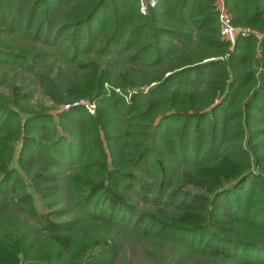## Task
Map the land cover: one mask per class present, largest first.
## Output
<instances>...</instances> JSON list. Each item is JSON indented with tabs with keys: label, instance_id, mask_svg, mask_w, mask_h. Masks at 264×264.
Segmentation results:
<instances>
[{
	"label": "trees",
	"instance_id": "1",
	"mask_svg": "<svg viewBox=\"0 0 264 264\" xmlns=\"http://www.w3.org/2000/svg\"><path fill=\"white\" fill-rule=\"evenodd\" d=\"M139 1L0 0L22 43L0 65L54 108L96 105L55 115L0 74V264H114L132 239L264 264V0H225L261 35L234 45L215 0Z\"/></svg>",
	"mask_w": 264,
	"mask_h": 264
},
{
	"label": "rangeland",
	"instance_id": "2",
	"mask_svg": "<svg viewBox=\"0 0 264 264\" xmlns=\"http://www.w3.org/2000/svg\"><path fill=\"white\" fill-rule=\"evenodd\" d=\"M140 2L141 0L139 1V3ZM151 9L152 8L147 10L148 12L146 11L147 13L145 15H147ZM140 10H141V3H140ZM9 45H13V48L15 49L17 47H20L22 43L16 39L13 40L6 34H3L2 36H0V50L9 51V49L11 48L9 47ZM26 45L28 47L30 46V44H26ZM5 72L9 74L10 79L13 78L16 80V84L18 87L20 86L29 87L30 86L36 89L35 97L31 103V106L37 107L38 103L36 102L43 101L47 107H50L53 109L52 111L55 115H58L63 110H70V109H66L65 106L54 108L55 106L50 102L48 98L45 97L40 86L34 81L32 74L31 75L26 74V73L24 74L23 71L20 69L16 70V68L14 67L13 69H7L6 66L0 65V74L5 73ZM7 91L8 89H5V92ZM86 101L90 102V104H94L92 102L93 101L92 99H86ZM83 108H85L89 113H91L86 107H83ZM91 114L92 115L96 114V105H95V112ZM56 119L58 123L59 119L58 118ZM20 150H21V143H17L16 151H15V158L12 163V168H17L19 170H20V167L18 165V157H19ZM30 189L32 190L33 188L31 187ZM36 202H37L39 209L41 210L44 209L43 208L44 206L41 203L42 202L41 198L37 195H36ZM21 218L22 217H14L11 223L16 222L20 224ZM157 246L158 245H156L155 243H152L149 241L137 242V241H134V239H132L131 242L126 243L122 247V254L119 260L115 262L114 264H178L175 261H172V260L170 261L169 258H171V256L173 255L179 254V252L182 250L181 248H179L178 246H175L172 243H165V244L159 245L158 247ZM194 260H199V259H197L196 257H193V259L191 260V257H189L188 261H186V263H183V264H196ZM200 261H202V264L206 262L205 258H203ZM210 262H214V260H211Z\"/></svg>",
	"mask_w": 264,
	"mask_h": 264
},
{
	"label": "built area",
	"instance_id": "3",
	"mask_svg": "<svg viewBox=\"0 0 264 264\" xmlns=\"http://www.w3.org/2000/svg\"><path fill=\"white\" fill-rule=\"evenodd\" d=\"M158 0H141V11L145 15L150 8L156 7ZM215 7L218 11L220 34L224 41L234 45L241 36H255L261 38L259 32L251 28H240L236 27L232 20V15L226 7L225 0H215ZM147 11V12H146ZM86 107L91 113L95 112V105L90 104L86 100H79L73 104L65 105L66 109H71L72 107Z\"/></svg>",
	"mask_w": 264,
	"mask_h": 264
}]
</instances>
